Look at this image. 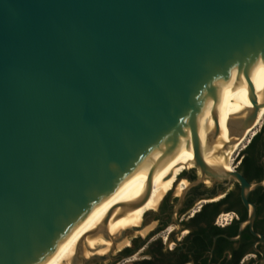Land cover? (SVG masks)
Instances as JSON below:
<instances>
[{"label": "water", "instance_id": "obj_1", "mask_svg": "<svg viewBox=\"0 0 264 264\" xmlns=\"http://www.w3.org/2000/svg\"><path fill=\"white\" fill-rule=\"evenodd\" d=\"M263 61L264 0H0V264L44 263L117 186L148 174L96 227L111 238L114 209L143 205L191 137L198 177L179 199L236 181L252 219L248 194L264 179L208 163L201 120L241 75L252 106L228 121L240 140L264 106L251 77ZM83 241L72 264L101 259L84 258Z\"/></svg>", "mask_w": 264, "mask_h": 264}, {"label": "flooded vegetation", "instance_id": "obj_2", "mask_svg": "<svg viewBox=\"0 0 264 264\" xmlns=\"http://www.w3.org/2000/svg\"><path fill=\"white\" fill-rule=\"evenodd\" d=\"M251 138L233 158L232 169L240 173ZM261 149L263 180L264 139ZM197 177L195 166L186 165L155 206L142 215L133 246L102 254L91 264H118L122 259L128 264H264V185L248 194L255 211L251 219V208L241 199L236 181L223 185L206 179L179 199L181 182Z\"/></svg>", "mask_w": 264, "mask_h": 264}, {"label": "bare ground", "instance_id": "obj_3", "mask_svg": "<svg viewBox=\"0 0 264 264\" xmlns=\"http://www.w3.org/2000/svg\"><path fill=\"white\" fill-rule=\"evenodd\" d=\"M251 77L255 93L258 101H260L262 97L261 92L264 87V61L254 68ZM251 106L246 82L241 75L227 80L221 87L201 120L204 158L208 163L232 169L226 163L228 156L232 152L242 148L247 143L248 138L256 132L264 116V106L260 108L255 124L245 131V135L240 140L237 139L233 144L230 143L232 137L228 121L236 115L244 114ZM216 120L220 133L218 138L213 142L211 135L215 131ZM191 142L192 137L164 165L153 173L151 192L143 205L128 211H123L119 207L114 209L107 221V230L111 238L117 239L116 237L120 233L123 234L126 230L135 229V225L141 223L142 215L155 206L156 202L165 194L179 172L186 165L192 164L194 155ZM224 146H227L225 152L218 155L219 150ZM147 175L135 180L125 181L117 186L78 223L62 240L51 257L42 264H72L76 247L83 239L82 253L84 258H91L107 253L111 246V238H106L98 231H95L96 227L112 206L121 202L134 200L143 194ZM186 184L185 180L181 182L180 192ZM90 231H93L92 235H88ZM117 246H120V244L118 243Z\"/></svg>", "mask_w": 264, "mask_h": 264}, {"label": "trees", "instance_id": "obj_4", "mask_svg": "<svg viewBox=\"0 0 264 264\" xmlns=\"http://www.w3.org/2000/svg\"><path fill=\"white\" fill-rule=\"evenodd\" d=\"M263 139L264 120L262 122L260 130L252 136L249 144L245 149L248 154L243 160L241 171L249 181H259L263 178V175L261 173L262 163L259 162L261 154L258 155L259 152H262L261 145L263 144ZM255 153H257V155H255Z\"/></svg>", "mask_w": 264, "mask_h": 264}, {"label": "rangeland", "instance_id": "obj_5", "mask_svg": "<svg viewBox=\"0 0 264 264\" xmlns=\"http://www.w3.org/2000/svg\"><path fill=\"white\" fill-rule=\"evenodd\" d=\"M242 115V114H241ZM240 115V116H241ZM264 118V116L262 117V119ZM264 120V119H263ZM262 125V124H261ZM260 130V126L257 128L256 132ZM227 146L221 148L220 152H218V155H221L225 152ZM238 150L232 152L229 156H228V161L226 162L227 164H229L231 167H233V165L235 164V161H233V158H235L236 156V153H237ZM222 152V153H221ZM137 226V225H135ZM134 226V227H135ZM136 228L134 230L130 229V230H126L124 232V234H119L116 238H117V242H116V245L114 247V250H121L122 248H124L125 246H133V240H134V236L136 234ZM120 244V246H117V244ZM129 245H127V244ZM130 263V262H129ZM91 264V263H90ZM118 264H128L126 262H124V259L120 260Z\"/></svg>", "mask_w": 264, "mask_h": 264}]
</instances>
